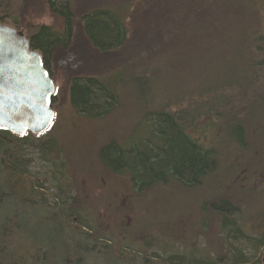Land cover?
<instances>
[{"label": "trees", "instance_id": "obj_1", "mask_svg": "<svg viewBox=\"0 0 264 264\" xmlns=\"http://www.w3.org/2000/svg\"><path fill=\"white\" fill-rule=\"evenodd\" d=\"M214 1L167 0L166 2L165 0L164 7H170L169 12L160 14L154 11L155 7H152L153 20L150 19L149 13L150 16L145 24L147 28L143 27L141 33L136 29L130 33V20L125 21L122 15L126 5L121 7L122 9L92 7L78 15L77 10L81 5L75 0H0L2 23L11 22L22 27V18L30 11H48L63 18L62 32L49 26L36 28L29 26L25 34L30 48L40 53L41 64L48 72L58 54L66 53L68 57L70 55L73 57L70 41L74 38L75 22L79 20L78 27L81 30L78 29L77 32L81 31L80 36L89 42L87 62L92 69V72L83 71L69 76L70 103L79 115L92 120L104 119L120 110L124 99L129 100L126 103L135 110L137 123L135 122V128L128 132L126 138L123 137L124 140L113 139L98 151L105 169H111L119 175L129 174L132 189L138 194H144L155 187H179L190 191L214 183L217 184V189L214 186L213 193H218V189L221 191L220 196H214L212 201L206 202L208 205H202V209L209 208L210 213L216 214L220 218L226 238L241 244L240 248L233 245L230 247L232 258L219 254L213 257L168 255L169 251L163 249L161 253L151 256L150 260L141 256V264H262L258 252L264 250V231L260 237L245 234L243 224L239 221V212H241L239 200L241 202L247 199L241 195L244 190L234 192L236 188H233L235 180L233 177L225 180L224 184L221 179L225 174L232 176L246 170L245 167L236 165L243 159L242 156L235 155V152L239 153L236 147L245 146L251 141L253 127L264 125V84H262L264 30L260 28L261 25L259 22L247 23L248 20L245 25L242 24L244 32L239 34L238 43L234 48L231 47L230 51L231 58L240 66L237 74L229 73L228 77L218 71L216 77L208 78L207 73L209 80L205 79L195 90H180V94H175L174 91L169 95L166 89L161 92L166 95L159 97L156 95L155 85L160 76L165 74L164 68L162 73H159L151 68V62L148 66L138 62L139 58L145 55L147 58L155 57V61L161 63L162 67L163 63L167 65L175 63L177 66L180 63L182 67L194 63L200 66L203 74L206 69L212 70V67H207V61L203 63L201 60L210 54H201L199 49L201 43L207 41L206 30L211 28L212 33L214 32L213 26L216 22V14L213 12ZM126 9H129L128 6ZM179 11L181 17L177 19L175 13ZM178 24L194 25L198 32L203 31L199 38L198 50L195 39L191 37L192 32L188 29H185L188 39L183 42L179 39L175 41L173 34L168 36L163 34L165 27L171 26L173 33ZM154 25L160 28V33L157 31L144 34ZM138 33L140 41L133 42ZM165 37L170 41L167 39L165 44L157 43ZM130 42L133 44L131 45ZM189 44L194 48L189 49L191 48V46L188 48ZM74 48L81 47L76 44ZM162 49H168L164 54L167 56V62L160 61L163 55ZM184 49L191 52L188 53L187 58L183 59L180 56L182 59L179 60L177 51ZM92 51L94 52L91 53ZM184 54L186 53L182 52L180 55ZM82 58L74 59L82 61ZM130 59L135 64L132 65L135 69L127 68ZM204 76L205 74L203 78ZM172 79L177 82L175 89H178L179 77L175 76ZM241 80L245 81L243 87L239 82ZM179 87L182 89V85ZM222 87L231 95H225ZM235 106L244 109L242 112L238 111V115L242 114L240 119L235 114ZM256 113L259 114L258 117L254 116ZM229 127L234 131L236 129L238 140L233 137L229 140L225 137V132L229 133ZM4 134L13 136L7 131L0 130V212L5 203L12 202L15 207L11 215L4 218V225L0 228V264H14L10 257L14 254L10 247L3 245V241H8L13 229L26 235L32 233L31 212L39 209L43 211V215H46L45 224L54 225L55 232L62 237L60 246L65 251V256L48 258L54 240L40 242L39 245L37 242L34 249L38 252L33 256L30 264L50 263L54 259L56 260L54 264H96L94 261L100 256V249L108 248L98 240L99 236L96 232H100L99 229L95 228L93 233H86L84 227L78 231L69 224L74 217L86 214L87 210L75 203V197L70 190L62 189L66 195L65 199L60 204L55 203L54 206H49L47 203L25 202L22 196L25 195L24 192L22 195L15 193L10 195V184L23 179L29 164L23 162L24 141L10 143V140L5 139ZM39 140L42 151L54 155L57 149L54 145L57 142L53 139L46 140L44 137H40ZM7 193L9 195H6ZM235 216L238 218L234 219ZM58 225L59 229H57ZM100 234L103 235L102 232ZM33 235L28 236L33 237ZM110 245L111 248L116 247L113 243ZM113 257L123 263L126 262L125 257L119 252L113 253ZM23 261L25 259L20 258L18 264H24Z\"/></svg>", "mask_w": 264, "mask_h": 264}, {"label": "rangeland", "instance_id": "obj_2", "mask_svg": "<svg viewBox=\"0 0 264 264\" xmlns=\"http://www.w3.org/2000/svg\"><path fill=\"white\" fill-rule=\"evenodd\" d=\"M75 1L81 5L77 10L78 15L87 12L92 7L94 9H106L110 7L121 8L126 5L122 15L125 21L130 20V33L133 29L141 33L143 27L147 28L145 24L150 16L149 13L151 14L150 19L153 20L152 7H155L156 10L154 11L160 14L169 12L170 8L164 7L165 0ZM127 6L129 9H126ZM213 12L216 14L214 32L212 33L211 28L206 30L205 38L207 41H203L199 49L201 54H210L208 55L210 57L201 59L203 63L207 61V67H212V70L206 69L204 71V78L198 64L189 63L182 67L180 63L178 66L175 63L171 65L163 63L162 67L161 63L155 61V57L147 58L144 55L141 56L142 60L139 58L138 62L146 66L151 62L150 66L154 71L162 73V68H164L165 74L160 76L155 85L156 95L159 97L166 95L161 93L162 90L165 91L166 89L169 95L174 91L175 94H180L183 90H195L205 79L216 77L218 71L228 77L229 73L237 74V69L240 66L236 60L231 58L230 51L238 43L239 34L244 32V23L247 20V23L250 21L259 22L260 28L264 30V0H215ZM175 15L177 19L181 17L180 11ZM78 22L79 20L75 22L74 38L70 41L73 57L71 55L68 57L66 53L58 54L49 71L54 88V103L51 107L53 116L48 126L40 133L43 136H39V134L28 135V138L24 136L23 139V137L14 134H12L13 136L4 134L5 139L10 140V143L24 141V145L22 144L23 162L29 164L23 179L10 184V195L14 193L22 195L24 192L25 195H22L24 199H22L25 202L31 204L47 203L49 206H54L55 203L60 204L65 199L66 195L62 189L70 190L72 196L75 197V203L84 209L87 208L86 214L83 213V216L74 217L69 222L71 227L77 228L78 231L84 227L86 233H93L96 228L103 233L101 235L100 232H96V235L99 236L98 240L108 249H100V256L94 261L96 264H141L142 257L150 260L152 259L151 256L153 257L155 253H161L163 249L169 251L168 255L213 257L219 254L232 258L230 247L233 245L240 248L241 244L227 239L225 233L223 234L220 218L216 214L210 213L209 208L202 209V205H208L206 202L212 201L214 196H220L221 191L219 189L217 190L218 193H213L215 192L214 186L217 189L216 183L190 191L179 187H155L144 194H138L132 189L129 174L119 175L103 166L98 151L113 139L122 141L124 140L123 137L126 138L128 132L133 130L137 123L134 115L135 110L126 103L129 100L124 99L120 110L104 119L92 120L79 115L72 107L68 91L69 76L83 73V71L92 72L91 66L87 62L89 42L80 36L81 31L77 32L78 29L81 30L78 27ZM21 23L22 27H18L11 22H6L9 26L23 31L24 34H27V27L29 26L33 28L49 26L58 32H62L64 28L63 18L48 11L26 12ZM171 29V26H167L162 32L167 34L166 36L173 34L174 40L179 39L180 42L188 39L185 29L190 30L192 32L191 37L196 42V50H198L199 38L203 31L198 32L194 25L187 24L184 26L178 24L173 33H171ZM157 31L160 33V28L154 25L144 34ZM183 34L185 35L184 38ZM139 37L140 34L138 33L133 42L140 41ZM158 39L160 38L158 37ZM167 39L166 37L165 39L161 38L157 43L163 42L162 44H165L169 40ZM133 42L130 44L132 45ZM76 44L80 45L81 48H74ZM190 46L191 48H189ZM188 48L193 49L194 46L189 44ZM166 50L168 49L161 50L163 54L161 55V62L168 61L167 56H164ZM178 51L179 60L187 58L188 53L191 52L188 49L179 51V53ZM182 52L186 54L180 55ZM138 53L140 52L138 51ZM74 58L78 60L82 58L83 60L76 61ZM132 59L127 65L130 70L135 69L132 66L135 65L131 62ZM66 62L69 63L68 66ZM82 62L84 63L82 64ZM175 76L176 78L179 77V90L175 89L177 82L172 79ZM239 82L243 87L245 81ZM179 85H182V89ZM221 89L225 95H231L224 87ZM237 94L239 95V93ZM235 107L236 116L242 117V114L238 115V111H244L243 107ZM258 115L257 113L254 114L255 117ZM225 133L227 139L230 140L233 137L238 140L236 129L234 131L232 127H229V133ZM40 137H44L46 140L53 139L57 142L54 145V148H57L54 155L42 151ZM236 148L239 149V153L235 152V155H240L243 158L236 165L243 166L246 170L232 176L225 174L221 179L224 184L225 180L233 177L235 179L233 188H236L234 192L244 190L241 195L247 199L241 202L239 200L241 209L239 221L243 224L245 234L260 237L264 231V125L253 127L251 141L245 146ZM226 189L228 190V188ZM11 203H5L6 205L0 212V228L4 225V218L9 217L15 207ZM39 210L31 212L33 214L31 218L33 227L30 229L32 233H28V235L35 234L33 237L13 229L15 232H12L8 241H3V245L10 247L14 254L10 256L14 264H18L20 258L25 259L24 264H30L33 256L38 252L37 249H34L36 243L38 242L39 245L40 242H47V240L50 242L54 240L48 258L65 256V251L60 246L62 237L55 232L54 225L45 224L46 215H43V211ZM235 218L237 219L238 216ZM59 228L58 225L57 229ZM96 235L95 237H97ZM113 238L115 239L113 240ZM111 243L116 247L111 248ZM118 252L125 257V263L113 257V253ZM258 254L262 264H264V250L259 251ZM54 262H56L55 259L45 264H54Z\"/></svg>", "mask_w": 264, "mask_h": 264}, {"label": "flooded vegetation", "instance_id": "obj_3", "mask_svg": "<svg viewBox=\"0 0 264 264\" xmlns=\"http://www.w3.org/2000/svg\"><path fill=\"white\" fill-rule=\"evenodd\" d=\"M0 33L6 39L1 42V47L7 48V53L26 52L25 49L31 53V57L29 56L28 61L22 67L15 65V62L13 63L15 71L18 73L16 74V80L19 83V90L23 89L27 96L34 98L35 102L51 110L54 103V88L50 80V73L41 64L40 53L30 48L28 40L22 37L23 31L9 26L6 22H0ZM33 120V113L27 108H22L21 112L13 116V122L17 126H2L0 130L23 137L39 134L43 131V128L47 127V124H45L37 129L32 123Z\"/></svg>", "mask_w": 264, "mask_h": 264}, {"label": "water", "instance_id": "obj_4", "mask_svg": "<svg viewBox=\"0 0 264 264\" xmlns=\"http://www.w3.org/2000/svg\"><path fill=\"white\" fill-rule=\"evenodd\" d=\"M5 40L0 33V127L17 126L13 122V116L21 112L22 108H27L33 113L32 123L35 128L40 129L39 127L45 124L48 126L53 116L50 108L35 102L34 98L27 96L23 89L19 90V83L16 80L18 73L13 63L22 67L28 61L29 56L31 57V53L25 49L26 52L18 51L16 54H9L7 48L1 47V42Z\"/></svg>", "mask_w": 264, "mask_h": 264}]
</instances>
